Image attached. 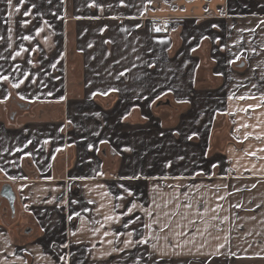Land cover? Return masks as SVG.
<instances>
[{
  "label": "crops",
  "instance_id": "0c3cea01",
  "mask_svg": "<svg viewBox=\"0 0 264 264\" xmlns=\"http://www.w3.org/2000/svg\"><path fill=\"white\" fill-rule=\"evenodd\" d=\"M262 21L264 0H0V264H264Z\"/></svg>",
  "mask_w": 264,
  "mask_h": 264
},
{
  "label": "snow or ice",
  "instance_id": "6c2138e0",
  "mask_svg": "<svg viewBox=\"0 0 264 264\" xmlns=\"http://www.w3.org/2000/svg\"><path fill=\"white\" fill-rule=\"evenodd\" d=\"M22 2H23V0H21V3ZM10 3H11V0H9V4ZM17 11H19V8H17ZM24 15L25 16L29 15V12L25 11ZM262 23H264V21H262ZM212 27H218V25H215L214 24V25H212ZM24 39H29V37L25 36ZM17 55H19V53H17ZM5 79H7V77H5ZM253 86L255 87V85H253ZM14 87H19V85L18 84L17 85H14ZM231 98L232 97H229V99H231ZM246 98H249V97H244V96L239 97V99H246ZM261 101H264V96L261 97ZM259 106L260 105H257V107H259ZM245 111H247V109H245ZM212 167L215 168L216 165L214 164V165H212ZM136 178L137 177H128V179H136ZM120 187L123 188L124 186L121 185ZM225 187H227V185ZM253 187H255V185H253ZM124 191L127 193L128 196H132L133 195V192L130 189L125 188ZM117 199L123 200L124 197L123 196H117ZM219 199H224V197H219ZM73 202H75V201H73ZM89 202L91 203V201H89ZM129 203H130L131 206L130 207H126V211L123 213V215L129 216V219L122 225V227H124V228H128L129 227V224L136 223L137 221L140 220V217L139 216H135V218L132 219V216L130 214H133V210L137 208V204L134 203V202H131V201H129ZM115 207H120V205H116ZM187 207H190V205H187ZM234 207H240V205L237 204V205H234ZM147 214L149 216L152 215L151 212H148ZM77 215H79V214L77 213ZM69 219H71V217H69ZM106 219L111 220V219H113V217L109 216V217H106ZM145 227H151V225H145ZM129 235H131V233H129ZM138 242L139 243H144L145 241H138ZM128 243H131V241H129ZM66 246L67 245H65V247ZM220 247H223V245H220Z\"/></svg>",
  "mask_w": 264,
  "mask_h": 264
},
{
  "label": "rangeland",
  "instance_id": "374dc122",
  "mask_svg": "<svg viewBox=\"0 0 264 264\" xmlns=\"http://www.w3.org/2000/svg\"><path fill=\"white\" fill-rule=\"evenodd\" d=\"M161 25L167 26L166 24H161ZM157 28H159V26ZM202 71H204V72H207V71L210 72L211 71L209 59H206V65H203ZM12 109H13L12 111H14L16 113L19 112V111H21V109L17 105H15V104L12 106ZM177 111L178 110H176V107H174V106H172V107H161V108L156 109L155 114L157 116H159L161 119H164V120H176L177 114H178ZM8 212L9 211L6 210V214H9ZM16 213H17L16 214V216H17L16 221H17L19 219L18 218V211L17 210H16ZM7 218H10V220H13L11 218V216H8ZM18 231H19V229L15 230L16 233H18Z\"/></svg>",
  "mask_w": 264,
  "mask_h": 264
},
{
  "label": "built area",
  "instance_id": "2783aa9c",
  "mask_svg": "<svg viewBox=\"0 0 264 264\" xmlns=\"http://www.w3.org/2000/svg\"><path fill=\"white\" fill-rule=\"evenodd\" d=\"M158 26H159L158 28L159 32L164 33V34H169L170 32L169 26H165V25H158Z\"/></svg>",
  "mask_w": 264,
  "mask_h": 264
},
{
  "label": "flooded vegetation",
  "instance_id": "af4514ba",
  "mask_svg": "<svg viewBox=\"0 0 264 264\" xmlns=\"http://www.w3.org/2000/svg\"><path fill=\"white\" fill-rule=\"evenodd\" d=\"M1 195H3L7 200H9V190L7 188H4L1 191ZM10 204H12V206L14 205L13 203L10 202V200L8 201Z\"/></svg>",
  "mask_w": 264,
  "mask_h": 264
},
{
  "label": "water",
  "instance_id": "95a60500",
  "mask_svg": "<svg viewBox=\"0 0 264 264\" xmlns=\"http://www.w3.org/2000/svg\"><path fill=\"white\" fill-rule=\"evenodd\" d=\"M9 200L11 203L14 204L15 196H14V193L12 191H9Z\"/></svg>",
  "mask_w": 264,
  "mask_h": 264
}]
</instances>
